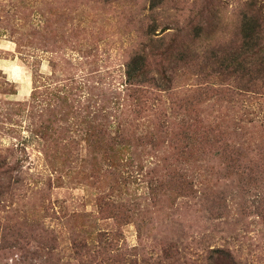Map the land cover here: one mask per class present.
Wrapping results in <instances>:
<instances>
[{
  "label": "rangeland",
  "instance_id": "rangeland-1",
  "mask_svg": "<svg viewBox=\"0 0 264 264\" xmlns=\"http://www.w3.org/2000/svg\"><path fill=\"white\" fill-rule=\"evenodd\" d=\"M0 264H264V0H0Z\"/></svg>",
  "mask_w": 264,
  "mask_h": 264
},
{
  "label": "trees",
  "instance_id": "trees-1",
  "mask_svg": "<svg viewBox=\"0 0 264 264\" xmlns=\"http://www.w3.org/2000/svg\"><path fill=\"white\" fill-rule=\"evenodd\" d=\"M255 26H257V24H254L251 21V18H246L243 29L246 32V37H248V39L253 38L255 36V32H254ZM248 46L250 47L249 44H248Z\"/></svg>",
  "mask_w": 264,
  "mask_h": 264
}]
</instances>
